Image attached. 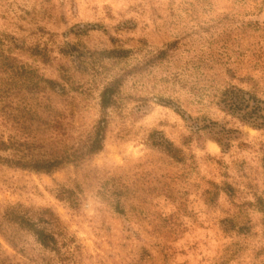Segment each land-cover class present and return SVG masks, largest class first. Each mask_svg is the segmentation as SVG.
<instances>
[{
  "label": "rangeland",
  "instance_id": "obj_1",
  "mask_svg": "<svg viewBox=\"0 0 264 264\" xmlns=\"http://www.w3.org/2000/svg\"><path fill=\"white\" fill-rule=\"evenodd\" d=\"M6 63L59 83L36 153L108 125L52 172L0 162V264H264V0H0ZM47 208L56 251L10 219Z\"/></svg>",
  "mask_w": 264,
  "mask_h": 264
},
{
  "label": "trees",
  "instance_id": "obj_2",
  "mask_svg": "<svg viewBox=\"0 0 264 264\" xmlns=\"http://www.w3.org/2000/svg\"><path fill=\"white\" fill-rule=\"evenodd\" d=\"M7 62L8 55L4 57ZM0 80V117L4 129H0V162L35 172H52L67 163L80 162L82 154H93L102 150L107 118L100 117L86 141L85 151L63 152L44 155L34 150L40 145L38 138L54 124H60V115L54 109L48 91H54L59 84L41 75L26 63L9 64L3 70ZM115 84L106 85L100 93V105L110 107L114 102ZM264 102L259 101L258 109L264 119ZM248 106L249 102L246 103ZM178 109V107H176ZM56 113L59 117L53 114ZM261 124L264 121L260 122ZM121 201L115 207L121 209ZM49 217H35L21 211H11V221L33 235L44 249L59 250L57 233L53 231L57 215L49 208L44 210ZM4 215V214H3ZM1 217V214H0ZM1 228V226H0ZM15 246V245H14Z\"/></svg>",
  "mask_w": 264,
  "mask_h": 264
}]
</instances>
